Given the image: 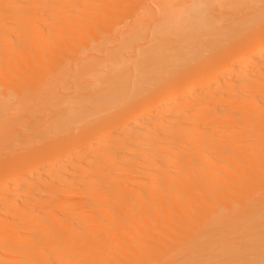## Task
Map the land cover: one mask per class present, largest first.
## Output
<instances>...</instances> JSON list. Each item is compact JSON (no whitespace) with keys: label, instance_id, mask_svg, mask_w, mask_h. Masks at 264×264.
I'll return each instance as SVG.
<instances>
[{"label":"bare ground","instance_id":"1","mask_svg":"<svg viewBox=\"0 0 264 264\" xmlns=\"http://www.w3.org/2000/svg\"><path fill=\"white\" fill-rule=\"evenodd\" d=\"M215 1L0 0V138L36 148L0 160V264H264V25L180 55ZM191 237L214 250L161 261Z\"/></svg>","mask_w":264,"mask_h":264},{"label":"rangeland","instance_id":"2","mask_svg":"<svg viewBox=\"0 0 264 264\" xmlns=\"http://www.w3.org/2000/svg\"><path fill=\"white\" fill-rule=\"evenodd\" d=\"M118 1H123L124 3H129V4L132 3V6H138L142 4V6L144 7H149V6L155 7L157 1H160L161 4L163 0H96V8L105 6L106 4L113 5ZM228 1L229 0H216L215 1L216 7L213 8V6H211L209 8V13L207 14V16H209L211 23L213 25H217L218 28H216L215 31H213L214 32L213 36L211 37L210 40H208V42L201 45L196 43L192 46H186L185 48H183L180 55L183 58H187V60H183V62L185 61L187 63H194L198 61L200 58L208 57L210 53H212L213 51H218L219 53L226 46L231 47L236 42V40L245 33H252L254 29L264 25V10H262L264 9L263 7L264 0H254V2H252L251 4H246L243 5L242 7H240L239 6L240 4H238L236 7H240V8L237 9H232L234 6H231V4L227 3ZM155 8H157V6ZM101 13L102 12L99 11L98 9L95 12L96 15H100ZM250 13L252 15L246 16L247 14ZM130 17L131 15L129 14V12H126V14L121 15L118 18H112V19L110 18L111 25L114 26L117 24L119 30L122 31V28L123 30H125L130 25L131 22ZM237 18H240L239 22L236 21ZM114 44H115V38L114 35H112L109 45L113 46ZM76 59L77 58H72L70 63L73 61L75 62ZM6 80L7 78L0 79V82L1 81L7 82ZM162 81L163 78H160L159 80L155 81L154 84L151 83L152 81L145 83L138 92V95H140L139 97L140 98L144 97L148 93L147 88H149L151 91L152 89L158 87V85L162 83ZM12 92L15 93V90ZM124 104L125 103L121 98L117 104H114L113 107H111L110 109L104 111L102 114L97 116L102 117L105 120L106 119L108 120L112 116H116L118 113H120ZM90 119H88L81 125H85ZM68 131L70 130H66V132ZM73 131H77V130H73ZM24 133H26V130L19 128V131L15 129L14 131H10L9 135L5 136L4 138H0V160H4L15 154H22L24 152H30L36 149L33 148L32 145L26 144V138L24 137ZM68 133H73V132L70 131ZM61 135L60 134L52 135L50 138H47L45 136V139H47V142L50 143L58 140L57 137ZM134 239L136 238L134 237L128 238V240H134ZM141 240L142 242H148L151 239L149 236H143ZM214 241L217 240L212 238H197V237L176 239L172 241L173 247L169 249H164L160 253V256L162 258L161 261H163L164 263L170 261H176L178 258H180L181 256L183 257L185 254L186 255L201 254V257H205L207 256V254H209L211 251L214 250V248L208 247L207 244ZM125 242H127V240ZM126 255L130 256L131 253H127Z\"/></svg>","mask_w":264,"mask_h":264}]
</instances>
